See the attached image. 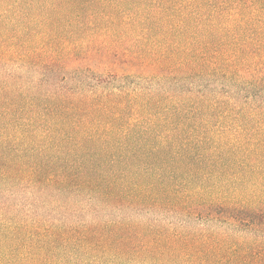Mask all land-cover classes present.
<instances>
[{"label": "trees", "instance_id": "1", "mask_svg": "<svg viewBox=\"0 0 264 264\" xmlns=\"http://www.w3.org/2000/svg\"><path fill=\"white\" fill-rule=\"evenodd\" d=\"M0 264H264V0H0Z\"/></svg>", "mask_w": 264, "mask_h": 264}]
</instances>
